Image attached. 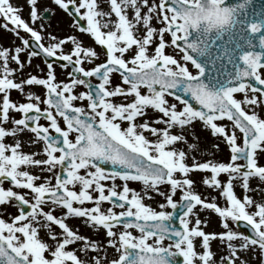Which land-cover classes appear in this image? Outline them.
<instances>
[{
    "label": "snow or ice",
    "instance_id": "6c2138e0",
    "mask_svg": "<svg viewBox=\"0 0 264 264\" xmlns=\"http://www.w3.org/2000/svg\"><path fill=\"white\" fill-rule=\"evenodd\" d=\"M53 3L91 43L0 0V264H264V3ZM197 126L226 161L195 155Z\"/></svg>",
    "mask_w": 264,
    "mask_h": 264
},
{
    "label": "rangeland",
    "instance_id": "374dc122",
    "mask_svg": "<svg viewBox=\"0 0 264 264\" xmlns=\"http://www.w3.org/2000/svg\"><path fill=\"white\" fill-rule=\"evenodd\" d=\"M18 3H23V0L18 1L14 5H16ZM39 4H40L41 10L51 9V16H50L49 20H43L42 19V20L38 21V23H44L46 26H48V30L53 32L54 34L61 35V36L64 34H75L78 36V38L82 39L86 44L91 42L89 37L87 38L88 41H85V39L81 35L77 34L76 32L75 33L73 32L74 29L71 25L70 20L68 19V16H65V14L59 8L56 7V5L53 3V0H39ZM101 7L107 8V5L102 4ZM22 14L25 17L27 16V7L26 6H25V9H24ZM2 23H3V20L0 19V24H2ZM21 34L24 35L23 32ZM10 43L11 44H18L19 41L16 40L10 32H7L4 29L0 28V44L8 45ZM37 65L39 66V68L37 67ZM40 68H45V66L43 65V62L40 59L33 58L31 67H26L25 72L26 73L41 74L39 71ZM57 70H58L57 71L58 72V78H60V79L66 78L64 73L59 68H57ZM37 88H39V87L34 86L32 88V90L35 91V90H37ZM26 91H27V89H26ZM14 94H18L19 97H21V94H19L17 92H14L12 95H14ZM14 99H16V96ZM16 114L19 117V115H20L19 113H15V112L12 113V115L14 117H16ZM195 131H196L197 135L200 137V146H201L200 151L195 153V155H197L198 157H201L203 159L215 158V159L221 160V161H226L229 158L228 149L226 148V146L223 143L220 144L219 149H213L212 145L217 143L218 141L214 137H212L209 132L202 131L199 126H197ZM205 150H207L208 152H211L212 155L211 156L205 155ZM202 175H204V173H199V172L193 173V176L196 180L197 190L200 191L204 195H209V194L210 195H217L216 191H214L213 189L207 188L206 186H204L201 183ZM253 183L255 184V182H253ZM130 186L133 188H136L137 190H140L142 188V185L139 184L138 182H131ZM235 191L237 192L238 195H240V196L243 195L242 189L239 186L236 187ZM160 199H162V198L157 197V200H160ZM219 202L221 204H223V202H224L223 198H219ZM13 211H14V209H13ZM201 216H202V218H207L209 220V224L206 228V231H217L218 232V231L223 230L222 226L219 223V217L215 213H213V212H202ZM69 222L72 224H78L79 223V221L74 220V219L70 220ZM231 226L233 227V229H237L235 227L234 223ZM81 231L85 232L89 235H93V236L95 235V233H92L87 228L82 227ZM101 235H102V233H101ZM212 247H213L214 251H218L219 253H224V248L221 246L219 240L213 241ZM109 252H111V249H109ZM251 264H259L258 259L255 257L251 258Z\"/></svg>",
    "mask_w": 264,
    "mask_h": 264
},
{
    "label": "water",
    "instance_id": "95a60500",
    "mask_svg": "<svg viewBox=\"0 0 264 264\" xmlns=\"http://www.w3.org/2000/svg\"><path fill=\"white\" fill-rule=\"evenodd\" d=\"M257 2L258 3H264V0H257ZM49 17H50V12L49 11H45L44 13H43V18L44 19H49ZM44 59H45V57H43ZM58 63H63V61H59ZM194 103V102H193ZM106 166H108V167H111V165L109 164V165H106ZM236 226L240 229V230H242V231H244L246 234H250L251 233V229L246 225V223H244V222H239L238 224H236ZM178 260H180L181 262H182V258H178Z\"/></svg>",
    "mask_w": 264,
    "mask_h": 264
},
{
    "label": "flooded vegetation",
    "instance_id": "af4514ba",
    "mask_svg": "<svg viewBox=\"0 0 264 264\" xmlns=\"http://www.w3.org/2000/svg\"><path fill=\"white\" fill-rule=\"evenodd\" d=\"M73 32H74V33L76 32V33L80 34V33L78 32V30H73ZM80 35H81V34H80ZM81 36L85 39V41H88V40H87L88 37H87L86 35H81ZM90 43H91V42H90ZM115 79H116V78L114 77V80H115ZM36 93H37V94H41L40 91H37ZM41 122H44V121L42 120Z\"/></svg>",
    "mask_w": 264,
    "mask_h": 264
},
{
    "label": "bare ground",
    "instance_id": "6f19581e",
    "mask_svg": "<svg viewBox=\"0 0 264 264\" xmlns=\"http://www.w3.org/2000/svg\"><path fill=\"white\" fill-rule=\"evenodd\" d=\"M18 1H20V0H11V2H12L13 4L17 3Z\"/></svg>",
    "mask_w": 264,
    "mask_h": 264
}]
</instances>
